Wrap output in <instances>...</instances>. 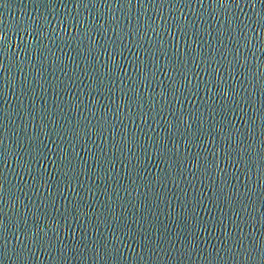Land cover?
Here are the masks:
<instances>
[{
  "label": "water",
  "instance_id": "1",
  "mask_svg": "<svg viewBox=\"0 0 264 264\" xmlns=\"http://www.w3.org/2000/svg\"><path fill=\"white\" fill-rule=\"evenodd\" d=\"M0 264H264V0H0Z\"/></svg>",
  "mask_w": 264,
  "mask_h": 264
}]
</instances>
